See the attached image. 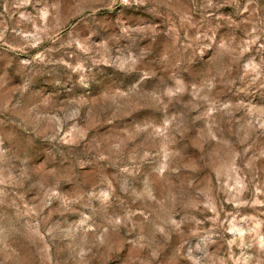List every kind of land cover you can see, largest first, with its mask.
Here are the masks:
<instances>
[{"label": "clouds", "instance_id": "clouds-1", "mask_svg": "<svg viewBox=\"0 0 264 264\" xmlns=\"http://www.w3.org/2000/svg\"><path fill=\"white\" fill-rule=\"evenodd\" d=\"M0 264H264V0H0Z\"/></svg>", "mask_w": 264, "mask_h": 264}]
</instances>
